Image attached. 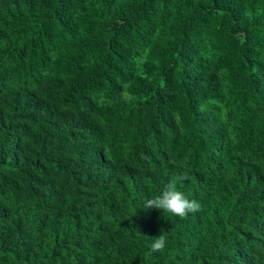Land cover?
<instances>
[{"label": "trees", "instance_id": "trees-1", "mask_svg": "<svg viewBox=\"0 0 264 264\" xmlns=\"http://www.w3.org/2000/svg\"><path fill=\"white\" fill-rule=\"evenodd\" d=\"M0 264H264V0H0Z\"/></svg>", "mask_w": 264, "mask_h": 264}, {"label": "clouds", "instance_id": "clouds-1", "mask_svg": "<svg viewBox=\"0 0 264 264\" xmlns=\"http://www.w3.org/2000/svg\"><path fill=\"white\" fill-rule=\"evenodd\" d=\"M177 179H182L178 177ZM145 208H154L161 212L168 213L174 217L184 218L189 213H196L200 210V204L196 200L188 199L184 193L176 188L174 181L169 182L159 195L144 201ZM153 243L150 245L152 252H163L167 239L161 230L158 237L152 238Z\"/></svg>", "mask_w": 264, "mask_h": 264}]
</instances>
